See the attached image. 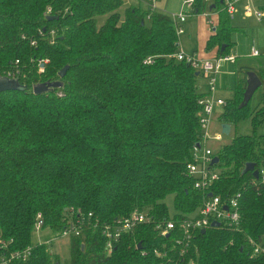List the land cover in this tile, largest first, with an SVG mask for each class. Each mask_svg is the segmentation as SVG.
Instances as JSON below:
<instances>
[{"label":"trees","instance_id":"1","mask_svg":"<svg viewBox=\"0 0 264 264\" xmlns=\"http://www.w3.org/2000/svg\"><path fill=\"white\" fill-rule=\"evenodd\" d=\"M201 1L197 13L205 9ZM123 6L124 0H0V75L16 73L22 87L0 92V255L31 248L26 262L14 264H264V256L250 254V241L264 244V184L245 172L248 164L264 167L263 136L256 134L264 104L239 108L243 93L236 88L225 100L219 125L232 129L249 120L252 133L221 146L217 179L208 193L195 190L186 165L201 139L200 73L176 60L179 37L169 15L138 6L120 12ZM209 9L218 21L205 52L229 55L230 16L218 0ZM246 71L240 70L242 92ZM258 77L264 82V69ZM45 82L61 87L33 94ZM236 193L237 228L208 226L189 240L155 229L169 217V195L176 215H186L208 194L224 202ZM134 209L152 222L123 235L110 256L101 232L69 238L66 263L45 244H31L37 214L58 233L69 213H91L104 224Z\"/></svg>","mask_w":264,"mask_h":264},{"label":"built area","instance_id":"2","mask_svg":"<svg viewBox=\"0 0 264 264\" xmlns=\"http://www.w3.org/2000/svg\"><path fill=\"white\" fill-rule=\"evenodd\" d=\"M147 1L149 3L148 11L150 13L156 11V4L158 0ZM241 1L242 0H223L224 10L229 16L234 14L237 10V5ZM201 2L205 6V9L199 13H197L196 0H183L184 10L177 14L169 15L178 37L184 33L183 24L187 19L197 15H202L204 17L210 16L211 11L209 6L212 4V0H202ZM244 12L247 15H254L257 19H261L263 17L262 11H254L249 6L244 9ZM32 45L34 44L32 43ZM252 56L255 58L259 57V53L253 51ZM176 60L190 65L194 70L203 74L209 81V90L207 94L199 100L200 111L198 112V123L201 132L200 144L199 147L193 148L192 161L186 165L187 174L194 181V189L204 195L208 193L210 185L217 179L218 176L217 171L214 169V165H211L212 159L215 157V152L207 145L209 141H221V136L212 132L215 109L217 107L222 108L225 105V100L217 97L216 95V77L224 63H233L235 59L230 55H224L213 59L202 60L194 54L184 55L179 50L176 54ZM16 63H18V61ZM38 63L39 72H41L43 70L42 64L45 63V61H39ZM5 76L10 79L18 80L16 73H8ZM258 179L261 181V184H264V167L259 170ZM240 197V193H236L226 201L221 202L219 197L208 194L207 196H204L201 205L192 213L186 215H175L174 217H168V219L157 221L155 223V229L161 235L169 236L170 234H177L180 235L183 240H189L193 238L196 233L201 232V230H205L208 226H211L213 222H217L219 224L224 223L228 226L237 228L240 223ZM151 222V217L145 211L138 209H134L123 219L104 224L94 218L91 213L86 214L77 211L76 213L74 212L68 214L65 219V226L63 230L58 233L63 238L69 239L71 237H79L83 239L87 233L101 232L104 237V253L106 256H110L123 235L132 232L135 228H138L141 225L150 224ZM43 229L45 228L43 227L42 217L40 214H37L35 217L33 232L38 235ZM250 244L251 256H264V244L253 241H250ZM30 253L31 248L10 253L2 252L0 255V264L26 262ZM153 253L157 254L156 251ZM141 254L145 256L146 252L142 251Z\"/></svg>","mask_w":264,"mask_h":264},{"label":"rangeland","instance_id":"3","mask_svg":"<svg viewBox=\"0 0 264 264\" xmlns=\"http://www.w3.org/2000/svg\"><path fill=\"white\" fill-rule=\"evenodd\" d=\"M159 2L160 3L157 4V9L163 13L177 14L184 10L183 0H160ZM247 6L254 11H262L263 17L257 19L254 15L245 14L244 9ZM125 7L126 5H124L119 11L122 12ZM263 7L264 0H242L237 5L236 12L230 15V23L233 27V31L230 34L231 47L227 52L230 56L236 59V65H232V63L222 65V68L219 71L220 74L216 77V88L218 90L216 94L217 97L224 96L229 98L232 96L237 80L241 75L240 70L246 71L244 68H250L258 73L260 68L264 69V10L260 9ZM201 18V15L194 16L193 18L191 17V19H188L183 25L186 34L179 37V50L184 55H192V52H194L198 58L205 56V44L199 43L198 40ZM211 18L214 20L213 16ZM104 19L105 17H99L97 19L98 24L101 25ZM207 19L206 21L209 24L210 20ZM213 28L214 27H210V32ZM253 51L258 52L259 57H253ZM208 83L209 81L207 79L206 82L203 81L202 83V88H207V91L209 90ZM238 85L239 83L237 84L236 89L238 90V94L241 95L243 93L241 91L242 87ZM263 104L264 82L261 81L260 88L254 93L250 101V107L253 109L262 106ZM221 110L222 108L220 107L215 109L213 120L215 132L221 136V141H209L207 144L214 152H216L221 146L230 143L235 135H249L252 133L250 121L245 120L240 122L236 128H232L229 135H222L220 125L216 118ZM256 134L264 136V122L257 129ZM164 203L166 204L169 217H174L177 214V211L174 208L173 195L167 196ZM39 243L46 244L49 254L57 256L62 263L69 261L68 238H63L59 233H54L50 229L45 228L38 235L35 232L32 234L31 244L37 245Z\"/></svg>","mask_w":264,"mask_h":264},{"label":"water","instance_id":"4","mask_svg":"<svg viewBox=\"0 0 264 264\" xmlns=\"http://www.w3.org/2000/svg\"><path fill=\"white\" fill-rule=\"evenodd\" d=\"M218 1H219V4H223V0H218ZM214 7L215 6L212 5L210 9H213ZM223 49L224 47L221 48V51H223ZM66 71H67V67L63 68L58 74L59 78H63ZM198 75H199V72L196 73V76ZM260 86H261V80L259 79L258 75L253 71H247L246 80H245V90L243 92L242 101L239 105V108L246 107L250 103L254 93L260 88ZM60 87H61V82H45V83H40V84H36L35 86H33L32 91H33V94L40 95L49 90L58 89ZM19 89H22V87L18 80L10 79L6 76L0 75V92L15 91ZM220 128H221V133L223 135L227 136L230 134V131H231L230 125L222 124L220 125ZM217 162H218V157L215 156L212 159L211 165H216ZM251 171H253L254 178L258 179V171L254 170L253 164H248L245 168V172H251ZM211 226L212 227L219 226V223L213 222ZM201 233L202 234L205 233V230H201ZM138 249H140V245H138Z\"/></svg>","mask_w":264,"mask_h":264},{"label":"crops","instance_id":"5","mask_svg":"<svg viewBox=\"0 0 264 264\" xmlns=\"http://www.w3.org/2000/svg\"><path fill=\"white\" fill-rule=\"evenodd\" d=\"M160 0H158V2H157V4L158 3H160L159 2ZM157 4H156V11L157 12H160L158 9H157ZM124 5H126V7H128V6H138V7H140L141 8V10L142 11H144V12H147L148 11V9H149V3H148V1L147 0H124ZM160 13H163V12H160ZM164 14H167V13H164ZM167 15H170V14H167ZM197 16H199V15H197ZM202 16V15H201ZM214 17V20H212V18L211 17ZM193 18V17H192ZM207 18H209V19H207V20H210V22L211 23H207V21H206V19ZM211 18V19H210ZM189 19H191V18H189ZM188 20V19H187ZM186 20V21H187ZM186 21H185V23H186ZM217 21H218V19H217V15L215 14V13H210V16H208V17H204V16H202V18H201V21H200V33H199V38H198V40H199V43H206V41L209 39V37L212 35V33L214 32L213 30L215 29V27H216V25H217ZM184 25V24H183ZM210 27H214L213 29H212V31L210 32ZM183 29H184V27H183ZM186 34V32H185V30H184V33L182 34V35H185ZM192 54H194L195 55V53L194 52H192ZM216 55H217V51H216V49L215 50H213V51H211L210 53H205V56L204 57H201L200 59H202V60H208V59H213V58H215L216 57ZM196 56V55H195ZM197 57V56H196ZM257 58V57H256ZM235 59V58H234ZM224 64H227V63H224ZM223 64V65H224ZM231 64V63H230ZM232 65H236V59L234 60V62L232 63ZM222 68V67H221ZM244 69H246L247 71H253V72H255L256 73V71L254 70V69H250V68H244ZM218 74H220V72L218 73ZM257 75H258V73H256ZM240 80H241V75L239 76V78H238V80H237V83H236V86H237V84L238 83H240ZM203 81L204 82H206V78H205V76L203 75V74H201L200 73V75L198 76V78H197V86H198V91H199V93L200 94H203V95H205V94H207V88H205V89H203L202 88V83H203ZM236 86H235V88H236ZM217 92H218V90H217ZM217 94V93H216ZM219 98H221V99H223V100H225L226 98H228V97H222V96H218ZM225 98V99H224ZM216 117V116H215ZM217 118V117H216ZM212 132L213 133H216L215 132V129H214V126H213V124H212Z\"/></svg>","mask_w":264,"mask_h":264}]
</instances>
